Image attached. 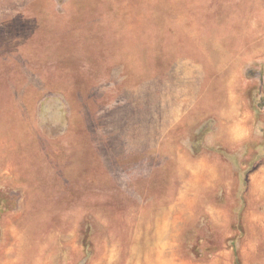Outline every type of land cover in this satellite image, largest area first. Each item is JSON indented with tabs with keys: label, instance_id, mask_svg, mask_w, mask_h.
I'll use <instances>...</instances> for the list:
<instances>
[{
	"label": "rangeland",
	"instance_id": "374dc122",
	"mask_svg": "<svg viewBox=\"0 0 264 264\" xmlns=\"http://www.w3.org/2000/svg\"><path fill=\"white\" fill-rule=\"evenodd\" d=\"M0 264H264V0H0Z\"/></svg>",
	"mask_w": 264,
	"mask_h": 264
}]
</instances>
